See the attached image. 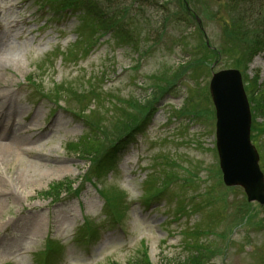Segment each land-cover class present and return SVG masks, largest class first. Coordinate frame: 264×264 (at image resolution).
Here are the masks:
<instances>
[{"label":"rangeland","instance_id":"obj_1","mask_svg":"<svg viewBox=\"0 0 264 264\" xmlns=\"http://www.w3.org/2000/svg\"><path fill=\"white\" fill-rule=\"evenodd\" d=\"M80 1L105 20L0 0V89L17 97L0 122L32 150L0 155V188L14 193L0 196V264H45V252L51 264H125L137 250L154 263L195 241L198 264H264V207L221 180L208 91L212 72L240 71L264 172V0ZM124 134L93 183L89 159Z\"/></svg>","mask_w":264,"mask_h":264},{"label":"water","instance_id":"obj_2","mask_svg":"<svg viewBox=\"0 0 264 264\" xmlns=\"http://www.w3.org/2000/svg\"><path fill=\"white\" fill-rule=\"evenodd\" d=\"M210 94L223 180L242 185L248 200L264 203V181L257 167V153L249 142L250 113L239 72L224 69L213 73Z\"/></svg>","mask_w":264,"mask_h":264},{"label":"bare ground","instance_id":"obj_3","mask_svg":"<svg viewBox=\"0 0 264 264\" xmlns=\"http://www.w3.org/2000/svg\"><path fill=\"white\" fill-rule=\"evenodd\" d=\"M115 79H117L115 77ZM114 79V81H115ZM6 89H0V104H2V107L0 108V120L1 116L5 115L7 116V110H8V118L10 117L11 114L16 113L17 111V105H15V100H16V95H15V100H14V94L12 91H6ZM46 101V100H44ZM151 119V117H148ZM5 121V123H4ZM13 119L11 118L10 123L8 124V120L4 119L0 122V155L3 153H16L20 149H25L28 150L29 152L32 151L31 147H27V143L29 140L28 136L23 135V133L19 134H11L9 133L12 127ZM38 128L36 127L35 130ZM2 139V140H1ZM36 155H38V160L40 164H45L47 161L45 158H49L47 155L43 154L42 152H36ZM1 182V181H0ZM7 195H12L14 196V193L10 189H4L0 188V196H7ZM3 223L2 225H4Z\"/></svg>","mask_w":264,"mask_h":264},{"label":"trees","instance_id":"obj_4","mask_svg":"<svg viewBox=\"0 0 264 264\" xmlns=\"http://www.w3.org/2000/svg\"><path fill=\"white\" fill-rule=\"evenodd\" d=\"M258 51H260V49H258ZM114 154H115V150L113 146H111L100 158L99 166H105L107 164H110L112 161V157H114ZM129 264H152V263L149 262V259L147 257L144 258L142 256H139L134 258ZM155 264H196V258L192 257L186 260L183 259V260L173 261V259L164 257V260H160V262H157Z\"/></svg>","mask_w":264,"mask_h":264}]
</instances>
